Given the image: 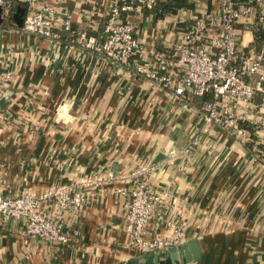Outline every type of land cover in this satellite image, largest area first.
Listing matches in <instances>:
<instances>
[{
    "label": "crops",
    "instance_id": "obj_1",
    "mask_svg": "<svg viewBox=\"0 0 264 264\" xmlns=\"http://www.w3.org/2000/svg\"><path fill=\"white\" fill-rule=\"evenodd\" d=\"M110 1L59 6L71 12L74 27L101 36ZM131 16L141 21L147 49L171 34L170 16ZM7 71L0 193L38 194L92 173L104 180L77 220L68 222L66 244L30 239L20 222L0 218V264H264V159L249 144L205 125L199 98L175 99L108 59L0 28V77ZM193 133L199 143L182 152ZM158 156L154 182L170 194L163 213L184 228L186 240L197 239L195 262L124 244L125 199L114 191L116 179L129 163Z\"/></svg>",
    "mask_w": 264,
    "mask_h": 264
},
{
    "label": "built area",
    "instance_id": "obj_2",
    "mask_svg": "<svg viewBox=\"0 0 264 264\" xmlns=\"http://www.w3.org/2000/svg\"><path fill=\"white\" fill-rule=\"evenodd\" d=\"M63 1L0 0V28L108 59L175 99L199 98L205 125L249 144L264 159V0H187L189 7L162 17L174 19L171 34L152 49L140 37L141 21L131 14H142L159 0H111L101 36L74 27L71 12L59 6ZM19 5L24 6L20 26L13 19ZM2 74L0 97L10 78L8 71ZM6 119L0 110V122ZM199 141L198 133L191 134L182 152L190 153ZM138 164L129 163L119 177L107 174L110 180L118 177L114 191L125 199L119 228L125 246L145 251L180 245L187 235L163 213L170 194L154 182L157 165L145 159ZM103 180L92 173L38 194L28 189L0 193V218L20 222L21 233L30 239L66 244L68 222L77 220Z\"/></svg>",
    "mask_w": 264,
    "mask_h": 264
},
{
    "label": "water",
    "instance_id": "obj_3",
    "mask_svg": "<svg viewBox=\"0 0 264 264\" xmlns=\"http://www.w3.org/2000/svg\"><path fill=\"white\" fill-rule=\"evenodd\" d=\"M24 13V6L19 5L16 8V11L13 15V19L15 23L20 26L22 23V16ZM5 102V95H2L0 97V110H2V103ZM160 159V156L156 157V160H153L152 163H157V161ZM159 251H166L169 253L170 258L172 261H179L180 259H183L186 262L190 261H197L200 259L201 253H200V247L197 239H188L185 242L181 243L180 245L176 246H170L167 248L159 249V250H145L144 252H159Z\"/></svg>",
    "mask_w": 264,
    "mask_h": 264
},
{
    "label": "trees",
    "instance_id": "obj_4",
    "mask_svg": "<svg viewBox=\"0 0 264 264\" xmlns=\"http://www.w3.org/2000/svg\"><path fill=\"white\" fill-rule=\"evenodd\" d=\"M189 6L190 4L187 0H159L152 9L144 11L147 14H152V16L156 19L162 18L164 15L174 13L182 7Z\"/></svg>",
    "mask_w": 264,
    "mask_h": 264
}]
</instances>
